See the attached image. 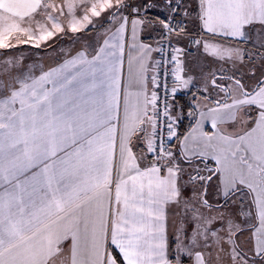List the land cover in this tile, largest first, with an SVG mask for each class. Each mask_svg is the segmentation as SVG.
Listing matches in <instances>:
<instances>
[{
    "label": "crops",
    "instance_id": "1",
    "mask_svg": "<svg viewBox=\"0 0 264 264\" xmlns=\"http://www.w3.org/2000/svg\"><path fill=\"white\" fill-rule=\"evenodd\" d=\"M79 1L0 0L5 24L57 18L64 31L52 40L73 43L31 62L30 75L22 62L0 95V264H206L174 251L193 230L184 204L193 214L199 199L210 210L237 197L253 200V246L264 254V62L241 100L223 82L232 47L244 58L247 46L264 51V0H179L189 30L203 34L211 90L195 98L194 124L161 163L151 155L157 44L143 40L159 26L139 16L152 0ZM57 3L62 16H41ZM174 40L178 73L186 39ZM178 110L175 97L172 138Z\"/></svg>",
    "mask_w": 264,
    "mask_h": 264
},
{
    "label": "rangeland",
    "instance_id": "2",
    "mask_svg": "<svg viewBox=\"0 0 264 264\" xmlns=\"http://www.w3.org/2000/svg\"><path fill=\"white\" fill-rule=\"evenodd\" d=\"M88 1L81 0L79 4L84 6ZM128 1L130 2L131 0ZM165 2L168 4L177 2L180 5L179 0H167ZM76 3L77 1L74 2V4ZM152 3L156 4L158 2L152 0ZM202 6L203 10H205V4H202ZM75 8L78 11V7ZM41 11V16L48 14L62 16L63 7L61 3H57L55 8L44 7ZM192 19L196 22V18ZM4 21L3 18H0V95L13 90L16 77L18 76L15 75L16 70L19 69L22 62L25 64L23 76L30 75L32 72V68L29 67L31 62H37L39 64L42 59L50 61L52 54L55 53V57L61 56L62 49L68 51L70 49L69 46L73 44L71 43L69 45V43H66L63 46V44L61 45L62 38L56 41L52 40L55 34L62 36L64 31L63 23L57 18L33 19V22L23 23L27 25L23 30L20 29L17 23L6 22L7 24H5ZM71 30H73V36L79 31L76 28H72ZM16 31L21 32L19 33V38L17 35L14 38L13 33ZM21 35L22 40L20 39ZM31 35L33 39L29 38ZM184 38L186 39V36ZM19 45L24 46L22 53L19 50L15 51V47ZM38 46H40L39 49ZM31 47L35 49L34 51L32 50L33 52L30 50ZM201 49L202 54L199 55L197 53V55L190 56L184 52L183 54L187 57L183 56L180 63L182 70L176 73V86L180 93L192 92L194 94L193 97L195 96L191 100L192 111L190 112L192 114L195 109V98L196 100H201V93L204 94L207 90H211L210 80L207 78L209 68H211L210 61L208 60L209 55L206 54L204 47H201ZM240 49L243 48H231V67L226 68L231 78H226L223 81L225 83L224 86L230 92L231 101L241 100L246 97L245 93L249 89V82H251L252 78H256L261 74V63L264 62V51L254 46H247V58H244V54H241ZM198 61V66L194 65V71L191 72V64L193 62L195 64ZM254 71L255 74H253ZM210 83L213 84L215 82L211 81ZM243 84L245 87L242 86ZM217 86L220 87L219 84ZM195 91L199 93L196 94L197 92ZM243 101V103H249V100L245 99ZM250 106L251 103L250 105H246V108L252 110V106ZM195 175L196 173L189 175V179H195ZM209 189L207 200L210 203L217 202L216 199L214 200L212 198V189ZM239 193H235L233 197ZM197 207H193L192 214L191 209L185 207L184 204L183 217H190L192 219L191 225L193 230L184 229L181 240L177 242L174 248L177 256L179 255V259H181L180 254H183L190 261L192 253L195 254L197 252L206 264H264V258L259 262H255L245 256L246 254L257 256L252 237V226L256 219V214L253 200L250 197H245V199L237 197L232 200L231 205L228 204L224 208L210 210H207L209 204L205 205V202L199 199ZM62 251L63 249H60L58 254L62 253ZM184 263L182 261V264Z\"/></svg>",
    "mask_w": 264,
    "mask_h": 264
},
{
    "label": "built area",
    "instance_id": "3",
    "mask_svg": "<svg viewBox=\"0 0 264 264\" xmlns=\"http://www.w3.org/2000/svg\"><path fill=\"white\" fill-rule=\"evenodd\" d=\"M163 11V7L152 2H146L139 12L141 18L155 20L159 26L154 35H147L143 38L146 42L157 44L156 95L152 112L154 136L151 155L159 163L171 151V108L176 93V67L179 54V48L174 37L186 36L184 52L193 56L197 53L200 37L203 35L201 32L189 30L188 20L181 15L182 9L177 2L168 4V10H165L166 14ZM131 13L129 16H132ZM183 13L185 12L183 11ZM160 170L162 173L165 172L163 167Z\"/></svg>",
    "mask_w": 264,
    "mask_h": 264
},
{
    "label": "trees",
    "instance_id": "4",
    "mask_svg": "<svg viewBox=\"0 0 264 264\" xmlns=\"http://www.w3.org/2000/svg\"><path fill=\"white\" fill-rule=\"evenodd\" d=\"M158 6L163 7L164 11L168 10V4L166 2L161 3L158 2L156 3ZM184 10H182V16H184L183 13ZM187 12V11H186ZM166 14V12L164 13ZM185 17V16H184ZM176 98H178V103H179V121L177 123V125L175 126V130H176V134L175 137L172 138L171 140V146H173V144L176 141H180L181 138L187 133V131L192 127V125L194 124V113L192 114V104H191V100L193 98V93L192 92H188V93H179L178 95L175 96ZM175 100V98H174ZM195 112V110H194ZM246 257H248L249 259H252V261L255 262H259L261 261V259L264 258V254L262 255H257V256H250V255H245ZM185 264V263H184Z\"/></svg>",
    "mask_w": 264,
    "mask_h": 264
}]
</instances>
